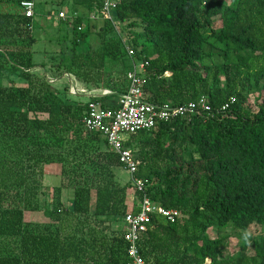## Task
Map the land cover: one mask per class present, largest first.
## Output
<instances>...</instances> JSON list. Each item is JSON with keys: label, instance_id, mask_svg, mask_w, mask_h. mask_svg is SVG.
I'll list each match as a JSON object with an SVG mask.
<instances>
[{"label": "trees", "instance_id": "trees-1", "mask_svg": "<svg viewBox=\"0 0 264 264\" xmlns=\"http://www.w3.org/2000/svg\"><path fill=\"white\" fill-rule=\"evenodd\" d=\"M25 1L35 3L0 0V264H128L124 217L143 199L180 214L150 215L137 242L145 264H264V234L251 230L264 228V0H117L110 19L103 0H59L30 18ZM42 38L58 49L42 51L50 68L34 61ZM126 46L146 63L147 103L202 98L207 109L131 135L124 147L139 165L123 184L117 155L82 121L90 103L112 110L127 89ZM107 63L123 67L118 76ZM47 74L72 76L91 94L64 96ZM101 89L111 94H92ZM49 166L60 184L46 202ZM27 212L47 224L25 221Z\"/></svg>", "mask_w": 264, "mask_h": 264}, {"label": "built area", "instance_id": "built-area-1", "mask_svg": "<svg viewBox=\"0 0 264 264\" xmlns=\"http://www.w3.org/2000/svg\"><path fill=\"white\" fill-rule=\"evenodd\" d=\"M117 0H103L101 13L103 17L110 19L109 12L116 7ZM21 8L26 17H32L34 14V3L25 1L21 3ZM58 19L67 18L64 12H59ZM91 18H94L91 16ZM80 30V29H78ZM129 59V69L126 73L128 82L125 92L118 95V100L111 109H104L98 103H90L88 110L83 117V125L87 131L98 133L107 141L110 149L117 155L119 163L124 171L133 175L139 161L134 158L133 152L124 147V143L131 135L142 130H150L159 122H167L171 118L183 117L186 114H195L197 106L207 109L204 100L201 98L198 104L189 103L186 106L171 107L164 105L157 108L145 101L142 90L144 83L143 74L146 63L134 57V52L128 46L125 47ZM81 93L90 96L91 93L82 91ZM110 91H101L99 95H110ZM134 180V179H133ZM135 189L143 192L144 186L140 180H134ZM140 211L136 214H127L124 217V241L127 243L128 264H145L140 257L137 242L139 235L147 229L150 223V215L158 214L169 222H174L179 213L174 210H166L162 207L151 204L143 199L139 203Z\"/></svg>", "mask_w": 264, "mask_h": 264}, {"label": "rangeland", "instance_id": "rangeland-1", "mask_svg": "<svg viewBox=\"0 0 264 264\" xmlns=\"http://www.w3.org/2000/svg\"><path fill=\"white\" fill-rule=\"evenodd\" d=\"M41 3L40 5L37 4ZM225 4L230 5V4H234L235 0H222ZM59 2V0H35V5L36 8H34V12L36 13H42V12H46L49 11L51 8L54 7L55 4H57ZM53 3V4H52ZM57 18V16H56ZM58 19V18H57ZM218 22L216 21L215 23V27H218ZM47 49V50H51V52L53 53H57L58 49L54 48L53 46L48 45V43H46V41L42 38L39 40V42H37L35 44V52L34 53V61L36 64H41V63H46L47 67L50 68V64L47 62L48 61V56H45L42 51L43 49ZM206 49H211L212 51L216 52L217 50L212 47V46H208ZM52 53V54H53ZM217 62H221V58L217 57L215 58ZM122 66H119L117 64L114 63H107L106 64V71L111 73V78H115L116 76H118V73L120 72V70L122 69ZM124 70V69H123ZM34 71L37 74H43L44 69L41 68H36L34 69ZM47 78L48 81L50 83V85L52 86V88H55L57 90H59L62 95L66 96V94L64 93V91H62L64 88H68L67 94L69 96L72 97H77V96H82L80 98H85L87 97L86 94L81 93L82 91L86 90L84 88H86L87 90H89V92L92 91L91 88H89L86 85H82L80 82H78L75 78H73L72 76L69 75H62L60 78L58 79H53L51 78V76L49 74H47ZM110 83V82H109ZM101 91H104L101 89ZM100 91V92H101ZM107 91V90H106ZM99 91H94L92 92V94H99ZM259 101H258V95L257 94H250L248 96V104H247V108L251 110V112H255L257 110V105H258ZM119 178L118 180L121 183H126L127 181H129V175L128 173L119 170L118 172ZM60 184V178H59V169L56 168L55 166H49L45 168V176L43 179V186L45 187L44 189H46L45 192V201H49L50 200V196H51V188L54 186H58ZM66 193H71L66 192ZM133 193L132 191L128 192V198L131 202L132 198H133ZM25 221H31L32 223H34L35 225H46L48 220L46 217H44V215L39 212L36 214H30V213H25L24 216ZM230 229H228L229 231ZM252 232L253 231H257L256 235H263L264 234V228H259L258 226H253L251 227ZM208 234L211 238H215L216 237V231L213 230H209ZM236 240L231 239V247H234L236 245ZM223 254L226 255L228 252L225 250H222ZM248 255H252L253 254V249H252V245H249L248 251H247Z\"/></svg>", "mask_w": 264, "mask_h": 264}, {"label": "crops", "instance_id": "crops-1", "mask_svg": "<svg viewBox=\"0 0 264 264\" xmlns=\"http://www.w3.org/2000/svg\"><path fill=\"white\" fill-rule=\"evenodd\" d=\"M87 97H89V96H87ZM87 97H85L84 99L86 100V99H87Z\"/></svg>", "mask_w": 264, "mask_h": 264}]
</instances>
